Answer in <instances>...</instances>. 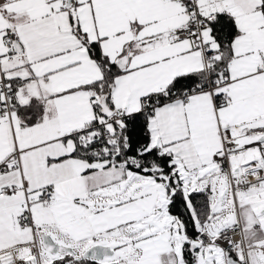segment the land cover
<instances>
[{
  "label": "snow or ice",
  "instance_id": "6c2138e0",
  "mask_svg": "<svg viewBox=\"0 0 264 264\" xmlns=\"http://www.w3.org/2000/svg\"><path fill=\"white\" fill-rule=\"evenodd\" d=\"M0 264H264V0H0Z\"/></svg>",
  "mask_w": 264,
  "mask_h": 264
}]
</instances>
